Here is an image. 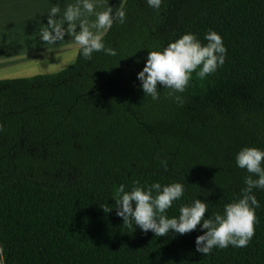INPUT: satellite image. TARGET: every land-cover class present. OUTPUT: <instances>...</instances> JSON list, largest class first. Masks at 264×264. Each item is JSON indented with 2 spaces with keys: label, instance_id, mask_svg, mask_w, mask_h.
Wrapping results in <instances>:
<instances>
[{
  "label": "trees",
  "instance_id": "16d2710c",
  "mask_svg": "<svg viewBox=\"0 0 264 264\" xmlns=\"http://www.w3.org/2000/svg\"><path fill=\"white\" fill-rule=\"evenodd\" d=\"M107 47L68 68L0 80V264H264V190H254L255 235L247 247L196 251L199 225L156 237L116 214L120 184L181 182L183 203L206 216L240 197L244 147L264 149V0H126ZM223 38L225 63L193 74L180 106L145 97L137 74L149 49L192 32ZM167 161L164 169L161 161ZM181 201L168 216H178ZM103 207L113 208L105 212ZM207 231V230H204Z\"/></svg>",
  "mask_w": 264,
  "mask_h": 264
},
{
  "label": "clouds",
  "instance_id": "9594fccd",
  "mask_svg": "<svg viewBox=\"0 0 264 264\" xmlns=\"http://www.w3.org/2000/svg\"><path fill=\"white\" fill-rule=\"evenodd\" d=\"M145 3L159 14L164 0H145ZM95 9V0H78L75 5H66L62 20L58 21L61 9L59 5L52 6L47 13L46 27L40 29V41L54 45L68 35L79 46L84 58H91L101 51L115 56L116 51L106 46L104 35L114 23L126 22V12L122 7L116 11L110 6L104 11ZM92 15H95V20L90 23L87 17ZM203 39L206 43H202L196 34L187 32L166 47L149 49L144 67L137 74L144 96L158 101L161 95L159 85L168 90V98L182 106L183 97L177 94L185 92L193 74L205 79L226 60L227 48L220 34L210 29ZM161 165L167 170V161L162 160ZM235 165L246 172L245 187L241 189L240 197L223 206L222 212L206 216L208 204L199 198L183 203L185 186L181 182L142 185L134 181L128 189L124 184L115 189L116 214L123 219V225L129 228L138 226L144 233L151 231L156 237L169 233L187 234L199 225L203 234L197 236L195 245L196 251L204 256L212 254L213 249L247 247L255 235L256 209L260 207L254 190H264V149L242 148L235 155ZM178 201H181L179 215L169 217L168 211ZM103 209L106 213L113 210L109 207Z\"/></svg>",
  "mask_w": 264,
  "mask_h": 264
},
{
  "label": "crops",
  "instance_id": "0c3cea01",
  "mask_svg": "<svg viewBox=\"0 0 264 264\" xmlns=\"http://www.w3.org/2000/svg\"><path fill=\"white\" fill-rule=\"evenodd\" d=\"M77 2L78 0H0V71L66 49L67 46L53 48L51 44H45L40 41L39 33L48 23L47 13L52 6L59 5L61 9L57 16L59 21L62 20L66 5H75ZM125 2L126 0H117L115 4L123 7Z\"/></svg>",
  "mask_w": 264,
  "mask_h": 264
},
{
  "label": "rangeland",
  "instance_id": "374dc122",
  "mask_svg": "<svg viewBox=\"0 0 264 264\" xmlns=\"http://www.w3.org/2000/svg\"><path fill=\"white\" fill-rule=\"evenodd\" d=\"M116 1L117 0H95V11H104L108 6L112 7L113 10L116 11L121 8L119 4H115ZM87 19L91 23L95 20V15L88 16ZM76 24L78 31L79 21H77ZM65 27H67L66 24ZM56 44H51V47L54 48L59 46L62 48L67 46V48L44 56L42 59L25 61L24 63L16 64L5 70H1L0 80L22 79L31 78L38 75L56 74L70 67L76 61L79 52V46L76 45L74 40L68 35L65 36L63 41H59Z\"/></svg>",
  "mask_w": 264,
  "mask_h": 264
}]
</instances>
